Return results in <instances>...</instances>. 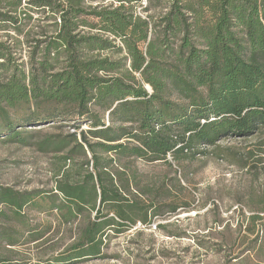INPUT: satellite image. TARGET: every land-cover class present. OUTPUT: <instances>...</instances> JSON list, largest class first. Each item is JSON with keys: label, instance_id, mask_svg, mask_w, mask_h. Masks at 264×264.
<instances>
[{"label": "trees", "instance_id": "trees-1", "mask_svg": "<svg viewBox=\"0 0 264 264\" xmlns=\"http://www.w3.org/2000/svg\"><path fill=\"white\" fill-rule=\"evenodd\" d=\"M27 3L0 0V32L22 34L36 23L25 34L26 57L10 33L0 38V135L53 155L55 186H0V249L53 231L33 224V209L56 213L71 240L47 264L106 258L111 234L166 215L144 199L153 190L131 164L169 163V155L178 164L224 156L252 174L250 201L236 210L254 234L264 220V0H147L144 12L162 10L147 17L136 11L142 0ZM45 124L56 132L27 130ZM231 138L260 141L240 153L220 146ZM0 264L15 263L0 251Z\"/></svg>", "mask_w": 264, "mask_h": 264}, {"label": "rangeland", "instance_id": "rangeland-1", "mask_svg": "<svg viewBox=\"0 0 264 264\" xmlns=\"http://www.w3.org/2000/svg\"><path fill=\"white\" fill-rule=\"evenodd\" d=\"M28 1L23 0L25 9H31ZM144 8L143 4L137 5L138 15L147 17L162 11L147 13ZM31 11L35 19L41 16L38 11ZM34 23L35 20L31 25H25L22 34L2 31L0 38L7 39L6 33H10L12 44L16 42L17 51L26 57L28 45L25 34ZM36 37L31 34L28 39ZM100 55L117 59L122 54L105 51ZM52 125L45 124L27 130L41 134L54 133L56 130ZM88 128L83 123L81 130L86 131ZM63 131L73 132V129L67 126ZM259 141L252 139L242 142L231 138L221 141L220 146L236 147L238 152L243 153L254 149ZM222 157L207 154L178 164L169 155V163L132 162V170L141 180L140 184L153 190L144 199H156L166 215L150 226L137 223L123 234H111L105 250L106 258L75 264H264V220L257 225L254 234H249L246 231L248 221L242 220L236 210L240 206L238 201L242 205L250 201L248 188L252 183V174ZM55 161L51 154L46 155L33 147L8 140L6 133L0 135V186L20 191H49L55 186ZM262 180L254 183L257 195L262 191ZM254 201L258 206L259 199L255 198ZM177 203H187L189 206L180 208L178 215L169 214L171 205ZM26 211L33 224L50 223L53 231L43 242L22 240L20 245L0 251L15 264H47L56 257L57 250H62L71 240H68L64 227H58L56 213H38L33 209ZM246 214L249 215L248 212ZM94 216L95 213L92 214Z\"/></svg>", "mask_w": 264, "mask_h": 264}, {"label": "built area", "instance_id": "built-area-1", "mask_svg": "<svg viewBox=\"0 0 264 264\" xmlns=\"http://www.w3.org/2000/svg\"><path fill=\"white\" fill-rule=\"evenodd\" d=\"M142 3H143L144 6H146L147 0H142Z\"/></svg>", "mask_w": 264, "mask_h": 264}]
</instances>
